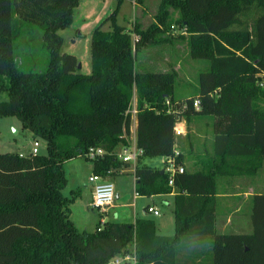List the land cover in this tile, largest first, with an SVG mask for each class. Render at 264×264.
Listing matches in <instances>:
<instances>
[{
	"label": "trees",
	"instance_id": "16d2710c",
	"mask_svg": "<svg viewBox=\"0 0 264 264\" xmlns=\"http://www.w3.org/2000/svg\"><path fill=\"white\" fill-rule=\"evenodd\" d=\"M80 1L0 0V89L8 94L0 117H17L47 145L44 153L0 152V264H108L126 254L135 264H264V191L250 197L251 232L217 229L221 182L255 177L264 167V0H160L153 20L132 28L115 9L91 33L90 73L62 49L59 32L72 25ZM176 37L206 62L191 96L176 95V70L138 62L141 49ZM134 97L143 150L133 166L135 191L177 190L171 236L147 216L80 230L70 207L78 190L63 193L69 159L92 160L103 177L132 166L117 151L132 144ZM193 116L212 119V145L188 170L191 158L176 154V124ZM97 147L105 155L90 158ZM153 156L184 165L173 185L168 172L146 162Z\"/></svg>",
	"mask_w": 264,
	"mask_h": 264
},
{
	"label": "rangeland",
	"instance_id": "374dc122",
	"mask_svg": "<svg viewBox=\"0 0 264 264\" xmlns=\"http://www.w3.org/2000/svg\"><path fill=\"white\" fill-rule=\"evenodd\" d=\"M113 5V9L107 12L104 17L110 15L115 9H117V0H111ZM160 0H147V3L150 5V9L156 12L158 9ZM138 4V3H137ZM137 6V5H136ZM116 7V8H115ZM115 8V9H114ZM126 16L127 19L124 20L123 16L120 14L118 16L119 23L130 26V20L133 16V9ZM78 7L75 9V14L78 12ZM119 11V10H118ZM154 12V13H155ZM104 19V18H103ZM148 20V19H147ZM38 42L36 43L37 49V61L38 64L45 63V57H47V52L40 47L41 44V31L38 29ZM61 35L64 34V30L59 31ZM74 35V33H72ZM177 35V32H174ZM66 36V35H65ZM78 46L80 50V70L83 73H90L91 71V60H90V45H91V34H87L86 36L78 37ZM171 44L163 43L159 45H153L148 48L141 49L138 52V62H144L143 64L147 66H143L145 68H149L152 70H169L174 69V65H180L179 73L177 72L176 77V95L178 97H186L194 94L195 86L197 85L198 72L199 69H202L206 66V62L203 60L194 59L189 54V47L186 40L174 38ZM75 43L73 41H69L68 36L65 38V42L63 44V50L70 51L72 45ZM149 66V67H148ZM8 98V94L6 90L0 89V100H6ZM195 116H193L194 118ZM197 123H205V120H210L209 116H199L196 117ZM36 138L33 137L32 133L23 127L21 121L15 116H2L0 117V152H20L23 155H27L30 153L33 142ZM38 150L39 153H44L47 150L46 142L43 139H39ZM185 148L187 154H199L203 152L204 149L211 147L209 146L208 136L205 139V142H185ZM164 157L162 156H153L146 159V162L157 166L160 168L164 167L163 162ZM93 164L92 160L85 158H78L71 163L70 161L66 162L65 172L69 179L67 180V184L63 189V193L66 196H73L74 192L71 191V184L74 179H81L84 175L87 177L88 173L84 169V164ZM74 164L71 169V165ZM184 165L188 170L193 168V162L190 160H185ZM88 166V165H87ZM83 169V170H82ZM92 173V172H91ZM89 174V176L91 175ZM80 174L81 176H79ZM77 175V176H76ZM88 176V178H89ZM114 182L115 186V196H114V207L106 206L103 209L99 208H90L85 207L82 208L79 205H75L73 207L74 210V219L76 220L75 224L80 230H88L93 231L96 228V222L99 221V216L102 213V217L105 221L113 220V221H126V220H134V181L135 175L133 174V170H130L122 175H119ZM230 180V179H229ZM257 180V189H253V192L258 191L261 192L259 187L260 182L264 181V167L260 170L258 174ZM84 182V181H83ZM249 179H243L241 177H236L231 179V182L227 185L221 182V190L225 189L227 195H222L219 201V217L217 220V229L222 232H251L253 229L252 221H251V199L244 197V191L248 188L250 189ZM122 188V191L119 189ZM119 189L122 193V197L118 199L116 197V190ZM248 189V190H249ZM238 194H241L238 196ZM76 197V196H75ZM125 200L126 203L121 206L120 203ZM156 206L159 210L158 215H154L152 213L145 212L143 207L141 208L147 217H150L155 220L157 223L158 220L171 217V222L167 224V228L162 232L163 235H174L175 227H174V198H164V197H156ZM72 207V206H71ZM139 210V206L135 209V211ZM140 211V210H139ZM118 257V256H117ZM121 257V255L119 256ZM116 258V257H115ZM114 258V259H115ZM114 259H111L108 264H114ZM135 260L125 261V263L121 264H135Z\"/></svg>",
	"mask_w": 264,
	"mask_h": 264
},
{
	"label": "crops",
	"instance_id": "0c3cea01",
	"mask_svg": "<svg viewBox=\"0 0 264 264\" xmlns=\"http://www.w3.org/2000/svg\"><path fill=\"white\" fill-rule=\"evenodd\" d=\"M113 5L114 4H112L111 0H81L80 1L79 5L77 6L79 10H78L77 14H75L74 21H73L72 25L68 28L63 29L64 34L66 36H68L69 41H73L75 43L74 45H72V47L70 49V51H72L71 53L76 54L79 59H80V55H79L80 50H79V46H78V41H79L78 37H82V36H86L87 34H91L93 29L97 25H99V23L103 20V18H105L104 16L107 14V12H109L110 10L113 9ZM130 8L133 9V16L130 20V26H127L128 28L134 27L136 25V23H140L142 25H147L149 22H151V20H153V15H154L155 11H153V9H150L151 7H150L149 3H147V0L143 4H134L131 0H117V9L119 10L117 17L121 14L123 16V19L126 20L127 19L126 16L131 12ZM72 33H74V35ZM65 35H64V42H65V38H66ZM174 68L179 73V71H180L179 68H181L180 65H177V66L174 65ZM132 107H136V98L135 97H134V100L132 102ZM196 117H199V116H195L194 118L191 119L190 122H188L186 119H182L177 123V128L181 129V132L177 134L176 151L183 152V153L187 154L186 148H185V142L187 141V139L190 142V144H192V142H194V141L195 142L201 141L202 143H204L207 136H208V140H209V146L211 147V145H212V119L210 118V120H205V123L203 122L200 124V123L196 122L198 119ZM136 130H137V119H136V115L134 114L133 120L131 123L130 134H129V137L132 140V142H136ZM187 156L189 158H191L190 159L191 163L192 162L194 163V161L198 157V154L197 155L196 154H192V155L187 154ZM78 158H85V157H75V158L67 160L66 162L70 161L71 163H73V161L75 159H78ZM70 165H71V169H72L74 164H70ZM83 166L85 167L84 170L86 172H90V170H91V172L93 173V164L89 165L86 163ZM130 168L132 170H134V167L132 165L131 167L129 166L128 168L122 170L121 172H119V173H117L111 177H103L102 176V178L105 180L111 179L113 182H115L117 177H120L119 175H122L123 173L128 172L130 170ZM90 173H88L86 178L84 175L81 179H77V178L74 179L73 183L71 184V188H72L71 191L78 190V193H79L76 196V198L71 202V205H70V207L72 206L71 207V217H72L74 223L76 222V220L73 217V215H74L73 207L75 205H79L82 208H85V207L92 208L90 206V202H91L92 196H93V186L89 182V178H88ZM78 175L81 176L80 174H78ZM241 178L249 179V183H251L250 189L248 188L249 190L247 189L243 192L244 197L250 199V197L255 192V191L253 192V189L258 188L257 180H256L258 178V175L255 177H250V178H248V177H241ZM67 180L69 181L68 177H67ZM222 182L227 185L228 183L231 182V179L230 180H223ZM259 187H262L260 189V191L263 192L264 191V181L260 182ZM122 188H124V187H120L119 189L122 191ZM119 189L116 190V197L118 199H120L122 197V194H121L122 192L119 191ZM133 190H134L133 205H134L135 219L137 217H141V216L142 217L148 216V215H145L143 213L141 208L143 207L145 212H148L147 207L149 205L156 206L155 198L157 196L158 197H164L165 199L166 198L172 199V198H174V196L177 192V190L174 189L172 192H170L168 194H158V195H151V196L136 194L135 181H134V189ZM226 192H225L224 188H223V190L220 189V192L218 194L219 201H220V197L222 195H224V196L227 195ZM240 195L241 194H238V196H240ZM68 197H70V196H68ZM125 204H129L130 206H132L131 203H126L125 200H123L120 203L121 206H124ZM111 205L114 207V202H112V204H110L109 206H111ZM138 206H139L140 211L139 210L135 211V209ZM148 213H151V212H148ZM101 217H102V213L99 216V220ZM135 219L134 220H126V221H135ZM169 222H171L170 216L165 218V220L160 219L157 221L156 224L158 227V232L160 234H163L162 232L165 230V228H167V224H169ZM174 227H175V225H174Z\"/></svg>",
	"mask_w": 264,
	"mask_h": 264
},
{
	"label": "built area",
	"instance_id": "2783aa9c",
	"mask_svg": "<svg viewBox=\"0 0 264 264\" xmlns=\"http://www.w3.org/2000/svg\"><path fill=\"white\" fill-rule=\"evenodd\" d=\"M134 4H137L136 0H131ZM194 105L196 108H199L200 106V100L196 99L194 102ZM131 112L136 114V107H132ZM181 129L177 128L176 124V133H180ZM39 141L38 139H35L33 142V146L30 150V154H36L39 152L38 150ZM142 149L139 148L136 144V142H132L131 146L124 147L117 151V156L119 159H121L124 162H129L133 166H135L138 156L142 153ZM105 150L101 147L97 148H91L89 151L90 158H96L101 157L105 155ZM179 152L176 151V154ZM20 155H23L20 153ZM164 167L163 169L168 172L169 174V183L171 185L174 184V176L178 172H183L185 170L184 165L178 164L176 161L175 156H164L163 159ZM89 182L93 186V196L92 200L90 202V206L92 208H99L103 209L106 206H109L114 201L115 196V186L114 182L111 179H103L101 175L97 173H92L89 176ZM137 194V192H136ZM148 212H151L155 215H158L160 212L156 206L149 205L147 207ZM101 226L104 224L105 220L103 217L100 218ZM101 226L98 229H101ZM132 258L129 254H126L125 256L116 257L113 261L114 264H121L124 263L125 260H128Z\"/></svg>",
	"mask_w": 264,
	"mask_h": 264
},
{
	"label": "water",
	"instance_id": "95a60500",
	"mask_svg": "<svg viewBox=\"0 0 264 264\" xmlns=\"http://www.w3.org/2000/svg\"><path fill=\"white\" fill-rule=\"evenodd\" d=\"M78 66L81 67V64L79 63Z\"/></svg>",
	"mask_w": 264,
	"mask_h": 264
}]
</instances>
